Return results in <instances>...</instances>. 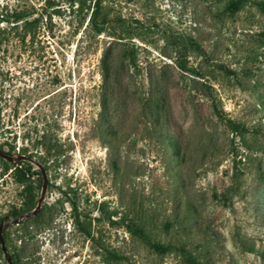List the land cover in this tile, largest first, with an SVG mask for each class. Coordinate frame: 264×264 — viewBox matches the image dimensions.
<instances>
[{"label":"rangeland","instance_id":"374dc122","mask_svg":"<svg viewBox=\"0 0 264 264\" xmlns=\"http://www.w3.org/2000/svg\"><path fill=\"white\" fill-rule=\"evenodd\" d=\"M235 1L0 0V150L32 160L0 225L48 179L14 264H264V0Z\"/></svg>","mask_w":264,"mask_h":264},{"label":"trees","instance_id":"16d2710c","mask_svg":"<svg viewBox=\"0 0 264 264\" xmlns=\"http://www.w3.org/2000/svg\"><path fill=\"white\" fill-rule=\"evenodd\" d=\"M71 1H78V0H71ZM246 1L247 0H236L235 2L231 3V5H230L231 10L238 11L246 3ZM259 6L264 10V2L259 3ZM98 18H99V5H97V9L95 10L93 16L91 17L90 22H91L93 28L95 30H97L98 32H100V31H102V29L100 28L101 22H99ZM262 36L264 38V31L262 33ZM229 124L233 128H237L236 123H234L233 121H229ZM0 160H3V159L0 158ZM30 174H32V165L29 162L20 161L18 166L15 168V174L14 175L17 176V178H25L27 175L29 176ZM20 182H22V181H20ZM20 216H21V214L19 211H15L11 215V217H13L14 219H18V217H20ZM156 247L158 249H161L159 246H156ZM113 258L115 260H119L121 257H119L118 255H113ZM192 262H193V264H200L196 261H192Z\"/></svg>","mask_w":264,"mask_h":264},{"label":"water","instance_id":"95a60500","mask_svg":"<svg viewBox=\"0 0 264 264\" xmlns=\"http://www.w3.org/2000/svg\"><path fill=\"white\" fill-rule=\"evenodd\" d=\"M0 157L2 159H5L11 163H16L18 161H32L29 157L25 156V155H12L11 153H7V152H4L2 150H0ZM39 168L42 172V176L44 178V183H43V192H42V197L39 201V204H38V207L30 214H27L24 216V218H18V219H15L11 222H9L7 225H13V224H20L21 221H23L24 219H27L31 216H35L37 213H38V210L40 208V204H41V201H42V198H43V195H44V192L46 190V187H47V182H48V179H47V175L45 173V170L39 165ZM7 225H4V224H1L0 225V244H1V249H2V252L5 256V259L6 261L8 262V264H14L13 263V260L11 258V256L9 255L8 253V250H7V247H6V244H5V239L3 237V230L4 228L7 226Z\"/></svg>","mask_w":264,"mask_h":264}]
</instances>
